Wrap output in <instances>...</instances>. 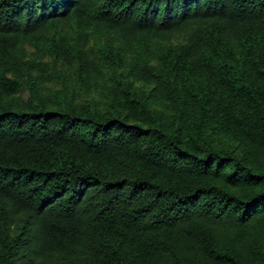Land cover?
Segmentation results:
<instances>
[{
    "label": "trees",
    "instance_id": "1",
    "mask_svg": "<svg viewBox=\"0 0 264 264\" xmlns=\"http://www.w3.org/2000/svg\"><path fill=\"white\" fill-rule=\"evenodd\" d=\"M0 264H264V0H0Z\"/></svg>",
    "mask_w": 264,
    "mask_h": 264
}]
</instances>
